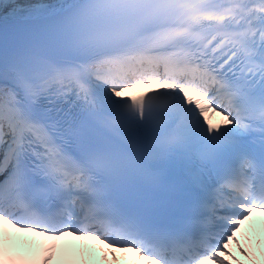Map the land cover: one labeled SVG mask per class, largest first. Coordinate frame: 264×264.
Masks as SVG:
<instances>
[{
  "label": "snow or ice",
  "instance_id": "1",
  "mask_svg": "<svg viewBox=\"0 0 264 264\" xmlns=\"http://www.w3.org/2000/svg\"><path fill=\"white\" fill-rule=\"evenodd\" d=\"M169 6L0 0V264H264V14L183 48L129 19ZM125 21L153 47L96 39Z\"/></svg>",
  "mask_w": 264,
  "mask_h": 264
},
{
  "label": "bare ground",
  "instance_id": "2",
  "mask_svg": "<svg viewBox=\"0 0 264 264\" xmlns=\"http://www.w3.org/2000/svg\"><path fill=\"white\" fill-rule=\"evenodd\" d=\"M82 0H43L44 3H50V4H59V3H63V4H76L81 2ZM4 19V13H0V20ZM241 239L243 241V235L241 236ZM89 243V242H87ZM94 251H93V256H92V264H103V252H102V246L99 245H94ZM124 253H115L113 252L112 258L114 259L116 255H123ZM237 254H239L237 252ZM127 256H130V254H128ZM47 259H51V257L46 258Z\"/></svg>",
  "mask_w": 264,
  "mask_h": 264
}]
</instances>
